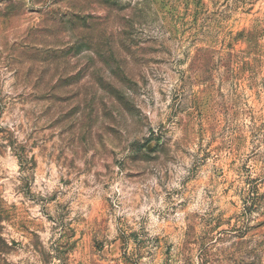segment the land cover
<instances>
[{"label": "rangeland", "instance_id": "374dc122", "mask_svg": "<svg viewBox=\"0 0 264 264\" xmlns=\"http://www.w3.org/2000/svg\"><path fill=\"white\" fill-rule=\"evenodd\" d=\"M0 264H264V0H0Z\"/></svg>", "mask_w": 264, "mask_h": 264}, {"label": "trees", "instance_id": "16d2710c", "mask_svg": "<svg viewBox=\"0 0 264 264\" xmlns=\"http://www.w3.org/2000/svg\"><path fill=\"white\" fill-rule=\"evenodd\" d=\"M81 21V18L74 14V15H71V16H65L63 18H61L60 20H56L54 23L52 22L50 25L47 24V26H51V32H49L50 34L47 35V37H56L57 36H60V38H62V42L61 43H56L58 45H54V47L50 46V45H45L47 48H53V49H50V50H53V51H61L63 54H67L68 55L70 53H73V52H76V53H79L81 50L79 49L78 52H77V49H78V44L79 43H72V42H65L64 41V38H63V34H65L66 32H74L76 33L77 32V28H79V22ZM88 22L85 21V23H83V26L82 27H85L84 29H87L89 28L90 25H87ZM55 27L57 29H55ZM52 32H58L59 34L54 36V33ZM45 35H46V31H44ZM85 39L86 41H83L84 43H87V44H93L91 40L92 37L91 36H85ZM75 42V41H74ZM74 44V45H73ZM113 44L111 42L108 41V49H110V51H113ZM113 49V50H112ZM55 53V52H54ZM93 54H97L96 52H93ZM119 67H113V72L116 76H118V72H119ZM96 74V79H97V82H98V85L101 86L105 91H107L108 93H111L112 95H116L115 97L118 98V96H122L120 94L119 91H116V90H113L111 87L109 86H105V82L106 80L104 78H101L100 76L98 77V74ZM93 111V110H92Z\"/></svg>", "mask_w": 264, "mask_h": 264}]
</instances>
